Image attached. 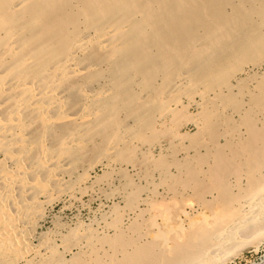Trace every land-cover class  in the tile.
<instances>
[{
  "label": "bare ground",
  "instance_id": "bare-ground-1",
  "mask_svg": "<svg viewBox=\"0 0 264 264\" xmlns=\"http://www.w3.org/2000/svg\"><path fill=\"white\" fill-rule=\"evenodd\" d=\"M178 111L191 136L170 126ZM168 122L167 143H152ZM208 130L213 139L202 141ZM172 139L188 142L170 172L159 162L180 147ZM126 144L138 155H121ZM187 159L203 166L195 173ZM147 160L167 192V177L187 170L223 184L189 201L192 213L164 210L143 230L136 217L153 208L148 194L121 220L99 209L98 219L46 236L50 210L92 191L96 167L128 169L147 186ZM260 243L264 0H0V264H228Z\"/></svg>",
  "mask_w": 264,
  "mask_h": 264
},
{
  "label": "rangeland",
  "instance_id": "rangeland-1",
  "mask_svg": "<svg viewBox=\"0 0 264 264\" xmlns=\"http://www.w3.org/2000/svg\"><path fill=\"white\" fill-rule=\"evenodd\" d=\"M247 82H248V84L250 83L249 80L243 82L242 86L244 88L246 87V85L248 86V84H246ZM189 108H188V111H190V113L194 112V109L192 107H189ZM181 113H184V112H179L178 111L177 113L176 112L174 113L175 114V115H173V119L174 120L172 119L173 120V122H172L173 124L170 123V126L171 127L173 126V128L177 132H180V133H185L186 132V134H189V133L191 134L193 132V129L195 130L194 125L192 123H188V122H186L184 124V122H185V119H184L185 118V115L184 114L185 113L184 114H181ZM181 115H184V117L182 116L183 117L182 118ZM217 123L219 124V122H217ZM228 123L229 124H232L230 122H228ZM168 125H169V122H168V124H165V127L166 128H162V130L160 132H154V136L152 134L150 135L149 134L150 132L147 129H144L143 132H144V134L147 135V136L145 135L146 138L148 139L147 141H149L152 138V140H150V141H152V143L153 142L155 143V141H157V142L160 141V143H162V144L167 143V141L170 138H169L168 135H166V133L164 131L167 130ZM217 125H214L213 126L214 128L213 127H211V128L216 129V130H219L220 129V131H221V128H223L222 126L224 124L218 125L219 127L215 128V126H217ZM228 125H227L228 128H230L231 126H233V125H230V126H228ZM224 127H225V125H224ZM146 128H148V125L146 126ZM211 128H210V130H211ZM239 128H242V127H239ZM233 130H235V129H233ZM233 130H232V132H235L236 133V131H233ZM214 131L212 130L211 133L213 134ZM229 132H230V130H229ZM163 133L165 134V137H163L164 136V135H162ZM211 133L208 130V132L206 133L207 134L206 135L207 137H205V136L202 135L203 136V139H204L202 141H205L206 139L209 140L208 137H210L212 135ZM218 133H219V131L216 132V134H218ZM235 133L234 134L229 133V135L235 136ZM190 134H189V136H191L193 133L191 135ZM208 134H210V136ZM149 135L151 137H149ZM213 135L211 136L212 139H213ZM218 135H222V134H218ZM229 135L226 136V137H228V139L231 137V136L229 137ZM196 136H197V133H196ZM153 137H155L156 139H154ZM194 137L195 136H192V138H194ZM214 137H216V136H214ZM220 137L221 136H218V138H216V140H217L216 142H219V141L221 142L222 141V138L223 137L222 138H220ZM196 138L197 139L198 138L201 139L202 137L200 138V137L197 136ZM196 138H195V141L198 142V140H196ZM164 139H166L167 141L164 140ZM175 140L176 139H172V143L173 144L175 142H176V144L178 143V140H176V141ZM190 140H192L191 137H190L189 141ZM192 141H194V139ZM180 142L178 144H180ZM187 142H188V139H187V141L184 140L181 143L184 145V144H187ZM199 142H200V145H201V141H199ZM212 142H214V140ZM176 144H174V145H176ZM182 144H180V147L181 148L183 147ZM194 145L195 146L197 145L199 148L198 147H195V146L194 147L192 146V148L191 147H188L189 148L188 150H189L190 153H191L192 149H194V148L195 149L198 148L199 152L201 151L200 153L203 152L202 145L200 146V145H198V143L197 144L194 143ZM141 146H145V144H142ZM207 146L209 147L210 144L207 145ZM124 147H126V148H124ZM129 147H130V145L123 146L122 147L123 149L121 148V155H123V156L125 155V158H127V156H129V157H131V156H137L138 155L137 153H135V155L132 154L133 153V150L131 151ZM173 147H175V146H173ZM173 147H171V148H173ZM178 147H179V145H178ZM178 147L173 148L174 151L172 149L171 150L169 149V150H165L164 151V153H163L164 156L162 155L163 157L160 158V159H162V161L160 160V162H159L161 164L158 163L159 165H162V166H160V168H164V169H167V170L169 169L170 172L173 171V167L170 165L171 162L174 161V160H177V159L180 160V158H181L180 156L183 153L182 152L183 151V148H186L187 145H186V147H183L182 148L181 152H180V149L181 148L180 147L178 148ZM177 148H178L179 151H176ZM128 149L131 152H129ZM88 155H90V154H87V157H88ZM195 155L196 154H194L191 157L192 158L193 157L196 158ZM85 157H86V155L83 158H85ZM175 157L177 159H175ZM83 158L81 157L82 161H84ZM172 158H174V159H172ZM197 158H196V160H198ZM196 160H194V159H187L186 162H188V163L186 164V162H185V165L190 166V170H194L195 168H196L195 170H197V166H203V164L201 165V163L198 162V161H196ZM201 160H199V161H201ZM145 163H147V164H144L145 169L148 168L147 169V171H148V173H147V176H148L147 179L153 180L152 181V183L154 182L153 185L149 182L150 184H147V186H145L146 185L145 184L146 181H144V180H143L144 181L143 183L140 180H139V183L137 181H135V182L132 181V183H131V181H130L131 180V177H130V179H127V178H129V175L131 176L130 171L128 169H126L125 171H122L121 170V172H120L121 174H120L119 171L116 168H109V169L107 168L104 171V169L99 168V167H96L95 170H94L95 177H96L95 178L96 179L95 180L96 182L94 181L95 183L92 184L93 185L92 186V188H93L92 191L90 190V188H87V189L84 190V192L81 193L82 195H80V198L79 199L76 198V200H73V202H71V205L69 203V204H66V206L65 205L63 206V204L61 202H57L56 205L50 210L51 213L50 212L48 213L47 220H46V222L43 225V230H45L46 236H48L49 238H51V233L49 235L47 233L51 232V229H53V228H55V229H58L59 228V230H61L62 232L67 233L63 229H66V231H68V230L70 231V229L72 228L71 226L72 225L74 226L77 220H79V221L81 220V222H85V223L87 221V223H88V219L91 220L92 217H93V215H94L93 218L95 219V217L97 218V216L98 215L100 216L102 213L104 215H106L107 213H109V214H107L108 216L106 215L109 219H110V216H111L113 219L116 217V219L117 218L118 219L120 218L119 220H121V219H123L125 217V214L128 212V209L134 208V207H135L134 209H137L136 206L137 207L142 206V208H143L145 206V204L143 205L142 203H139L138 202L139 201L138 198L139 197H143L144 194L145 195L148 194L149 195L148 200H150V204H152V207L153 208H151L148 204L146 205L147 207L145 206L148 209L144 208L142 210L141 207L138 208V209H140L142 211V214L141 215L139 214L140 217H139V215H138V217H136L137 220L135 219L137 221V224H139L140 225V228L143 230L144 229L143 227L149 226L150 223H153V222L154 223L155 222L157 223V222H159L160 221L161 214L164 213V215H165L166 212H169V210H171L169 212V213H171L172 210L175 209L174 210L175 212L173 211V213H172V214H175L178 211V209H179L178 207H180V208H183L184 210L188 211L189 213H192L193 212V209L191 207H188L189 206L188 205V202L189 201L191 203L193 202L192 205H195L196 202H197L196 205H199L200 204V199H204L202 201H205V200L209 199V193H208V191L211 190L212 186L213 187H216V185L218 186L220 184V186H221V184H223V183L220 182V180L218 179V177H216V179L213 178L211 180L210 179H207V178L200 177L199 175H197V177H196L193 171L191 172V171L187 170L188 173H185L184 175L182 174L179 177L178 176H176V177H167V179H166L165 182L166 183H169L171 185L172 189H173V190L171 189L173 192L172 191H170V192L168 191L167 192L165 190L166 188L164 187L166 185L161 184V183L158 184V182H159L158 181V177H156L157 174H158V172H157L158 169H156L157 171L155 169H152L153 167H152L151 164H149L150 163L149 161L148 162H145ZM79 164H81V162ZM198 164H200V165H198ZM187 169H189V168H187ZM124 172L126 174H124ZM149 172H151V173H149ZM127 173H129V175ZM195 173H196V171H195ZM107 174H108V176H107ZM121 175L124 176V177L123 178L122 177H119ZM185 175H186V177H185ZM150 178H152V179H150ZM197 178H198V180H197ZM228 178H230V177H228ZM120 179L122 181L125 180L126 181L125 183H127V185H125L124 188H122L119 185V180ZM216 180L218 181V183H217ZM128 181H130V182H128ZM200 181H201V184H200ZM213 181H215L216 184H213ZM117 182H118V184H117ZM120 190H122V191L123 190H126L127 191L125 193L126 194L125 195L126 196L125 202H123L124 200H118V199H116L117 196H118L117 192L119 193ZM98 192L99 193L102 192V193H100L101 196L99 195ZM103 194H105V196L106 195H109V196H107L108 199L107 198H104L105 196H103ZM96 197H99V198L97 199ZM186 197H187V199H186ZM182 198L184 199L183 201H182ZM173 199H175L176 201L173 200ZM110 200L112 202L118 200L117 201L118 207L115 208V206H117L116 203H115V205H114V208L115 209H113L111 207L112 205L110 204ZM98 202H99V204H98ZM180 202H181V204H180ZM100 203H102V204H100ZM120 203H122V204H120ZM60 205H62L63 207H61ZM100 205H102V206H100ZM107 205H109V207ZM106 206H107V208H106ZM127 206H129V207H127ZM173 206H175V207L173 208ZM101 207H102V209H101ZM104 208L106 209L107 212L106 211L105 212L102 211V210H104ZM110 208H111L112 211L110 210ZM176 208H177V211H176ZM99 209H100V212L102 211L101 214L99 212ZM161 209H163V210H161ZM109 210H110V212H109ZM160 210H161V212H160ZM164 210H165V212H163ZM159 213H161V214L159 215ZM49 215H50V217H49ZM164 215H162V217ZM167 215L168 214H166V216ZM99 216H98V218H99ZM50 218H51V220H49ZM52 220H53V222H52ZM56 225H57V227H56ZM52 226H53V228H52ZM66 226H70V228L69 227H66ZM47 229H49V230H47ZM69 235H71V234H69ZM69 235L67 237H69ZM71 237H73V234H72V236H70L69 238H67L66 241H68V242L70 241L69 243H71V241H73ZM70 238H71V240H70ZM68 242H66V243L68 244ZM261 258H264V243H260L258 245L257 250H254V248L252 246L245 247L244 249H242L241 254L238 255V256H236V257L231 258L230 261L228 262V264H253V263L255 264Z\"/></svg>",
  "mask_w": 264,
  "mask_h": 264
}]
</instances>
